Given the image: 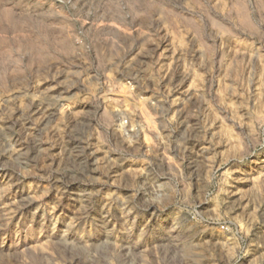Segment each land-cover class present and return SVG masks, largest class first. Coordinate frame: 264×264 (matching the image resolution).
I'll use <instances>...</instances> for the list:
<instances>
[{"label": "rangeland", "instance_id": "374dc122", "mask_svg": "<svg viewBox=\"0 0 264 264\" xmlns=\"http://www.w3.org/2000/svg\"><path fill=\"white\" fill-rule=\"evenodd\" d=\"M0 264H264V0H0Z\"/></svg>", "mask_w": 264, "mask_h": 264}]
</instances>
